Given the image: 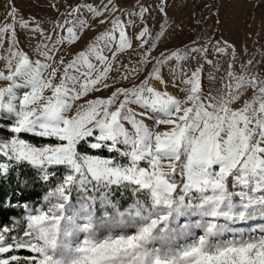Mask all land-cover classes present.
<instances>
[{
	"label": "snow or ice",
	"instance_id": "snow-or-ice-1",
	"mask_svg": "<svg viewBox=\"0 0 264 264\" xmlns=\"http://www.w3.org/2000/svg\"><path fill=\"white\" fill-rule=\"evenodd\" d=\"M50 7L59 17L47 28L6 0L0 26V179L27 188L26 166L46 187L40 206L0 224V264H264V235L230 227L264 219V78L246 49L214 37L169 47L165 0ZM205 66L220 85L207 92ZM102 89L110 94L90 98Z\"/></svg>",
	"mask_w": 264,
	"mask_h": 264
},
{
	"label": "rangeland",
	"instance_id": "rangeland-1",
	"mask_svg": "<svg viewBox=\"0 0 264 264\" xmlns=\"http://www.w3.org/2000/svg\"><path fill=\"white\" fill-rule=\"evenodd\" d=\"M16 6L19 10V15L25 19L31 20L34 18L35 22H43V26L50 28L49 20L55 21L59 17V13L56 12L51 4L56 3L60 12H64L68 5H74L77 3H91L93 6H103L108 0H15ZM145 2V0H140ZM159 2V0H148L149 6L153 7ZM6 0H0V26L5 23L4 17L6 13L5 8ZM137 0H121L122 7H128L131 10V6L135 5ZM166 11L168 14L169 22L172 24L170 31L174 32V38L171 40L169 47H180L181 45H187L190 41L196 39L200 43L205 42L206 37L219 38L221 41L227 40L230 44L235 45L237 53H243L246 49V55L242 56L244 62L249 58L253 60L251 71L259 78H264V0H165ZM139 9H136L138 11ZM85 13V16H88ZM107 15V14H106ZM161 15L158 11H153L152 17L149 21L150 26H155L156 21L160 20ZM103 30V26H99L94 30L85 32L82 38L65 49V53L68 51L78 52L82 50L86 43H88L99 31ZM18 31H20L18 29ZM66 34V33H65ZM23 41L25 37H20ZM27 50V48H25ZM4 54V49H0V57ZM155 54V53H154ZM4 61L0 58V69L3 68ZM196 61H190L189 66L195 67ZM237 70L239 71V62L237 63ZM212 69L209 66H205L204 70V90L207 92L209 89H215L220 85L210 83L208 79L209 73ZM223 73L216 74L217 76ZM111 75V74H110ZM165 78H167V70H165ZM6 82L0 81V87H4ZM157 87H161L157 85ZM111 90H101L93 94L94 96H106L110 94ZM168 91L176 94V89L169 87ZM253 90L249 87L242 94L241 100L251 98ZM49 93L46 91L45 95ZM241 101L233 103L232 107L236 108L240 106ZM149 125H152L153 121H147ZM166 126H158L157 130L163 131ZM33 136L31 134H27ZM35 137V136H34ZM0 138H8L7 129L4 126V122L0 120ZM23 138H25L23 136ZM38 142L31 143L40 145L45 141L43 138L36 137ZM86 147V145L84 146ZM111 153H107V156H111ZM142 166H146L144 162H141ZM20 204L24 206L23 202H13L11 205ZM41 201H34L28 203L32 207L40 206ZM21 228L23 223L19 225ZM232 229H235V235L244 239H250L253 237H260L264 235V219L252 218L244 222H236L230 224ZM126 231H134V229H127ZM199 233V230H197ZM233 236L232 232H227L221 239H229Z\"/></svg>",
	"mask_w": 264,
	"mask_h": 264
},
{
	"label": "trees",
	"instance_id": "trees-1",
	"mask_svg": "<svg viewBox=\"0 0 264 264\" xmlns=\"http://www.w3.org/2000/svg\"><path fill=\"white\" fill-rule=\"evenodd\" d=\"M23 136L33 142H38L39 140L27 134H23ZM103 155L107 156V152H104ZM57 174L59 175L60 172ZM20 175L28 179L29 186L27 188L19 187L14 175L7 179H0V224H11L12 221L9 218L13 216L21 217L22 219L23 206L20 204L11 205V203L17 201L27 204L34 201L42 202V195L46 191V187L41 183L35 182V171L30 167L21 166ZM113 199H119L120 205L123 207L131 200V194L127 192L124 197H121L120 193L116 192Z\"/></svg>",
	"mask_w": 264,
	"mask_h": 264
}]
</instances>
